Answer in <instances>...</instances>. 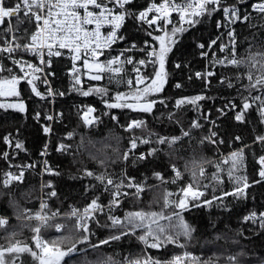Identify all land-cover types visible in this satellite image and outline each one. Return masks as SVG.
<instances>
[{
	"label": "trees",
	"instance_id": "trees-1",
	"mask_svg": "<svg viewBox=\"0 0 264 264\" xmlns=\"http://www.w3.org/2000/svg\"><path fill=\"white\" fill-rule=\"evenodd\" d=\"M253 0H235L242 13H246L248 5ZM13 3V0H8ZM151 0H134L131 3L132 9L144 8ZM224 6V5H222ZM248 22H238L234 25L237 33L238 59H247L250 54L264 52V19L261 14L249 13ZM222 15V11L213 13L211 16L201 17L200 22L194 27L187 23H171L167 27L170 33L172 27H184L187 29L183 33H178V41L172 46V51L166 60V71L168 72L167 83L163 91L152 93L137 101L134 93L137 87L143 89L151 81L145 79L143 84L130 87L125 83L122 73L113 74L105 72L101 80H92L87 76L89 70L81 72V83L74 85V77L68 75L66 70L69 66L68 60L63 56L52 58L49 69L55 75L51 78V83L55 88V93L64 95H53V102L50 96L41 86V78L33 79L27 75L25 79H20L16 85V90L20 93L18 97L0 95V104L8 105L13 102L26 105V111L20 112L14 108H0V217H5L8 224L0 226V246L9 247L17 241L21 246L27 244L33 251L39 252L35 247L32 237L35 233L32 228L38 226L36 220L26 219L29 215L40 212V203H47V208L43 213L47 215L53 210L60 214L49 221V227L41 229L43 240L51 242L58 238H64L61 247L66 249L75 242L81 235L75 230L76 218L71 217L73 208L83 210L90 201L99 197V202L104 205L102 212H96L94 218L88 221L90 227V240L85 244H77L78 251L65 257L62 264H129L130 261L145 258H152L167 264L175 256H180L183 251L189 252L191 256L182 259L181 264H264V228L260 223H249L243 220L244 215L252 211L264 210V181L258 175V158L264 155V144L256 140L257 136L264 135V116L260 113V102L256 101L246 114V121L241 123L234 119L232 112L221 115L219 109L229 102L237 105L238 109L242 105L243 97L261 96L264 98V89L244 88L249 81L245 78L237 80V75H242L248 70L247 64H242L239 68L234 66H224L210 63L209 66L214 76L209 77V82L195 77L194 73L203 71L205 59L200 57V52L204 49L198 47L199 44L208 45L213 40L217 29L216 24ZM23 18V16H21ZM13 27L17 29V21L12 20ZM4 25H0V35H2ZM27 29L26 33L24 30ZM32 31V24L25 22L19 25L18 39L26 40ZM148 32L152 35L149 36ZM154 32L150 27L139 21L127 18L121 32V36L126 41L141 43L144 40L154 38ZM226 51L224 58L229 56ZM11 57V58H10ZM13 60L20 61L19 64ZM0 63L5 71H0V92H7L12 86L6 81L13 76L19 78L24 76L27 64L34 65L32 57L24 50L0 56ZM181 67L177 68L176 65ZM7 69H11L8 71ZM158 64L149 69L145 76H154ZM259 73L253 70L254 78ZM191 77V79H189ZM227 78L234 87L229 88L227 83L221 80ZM33 79L37 89L46 94L45 99L35 96L31 91L28 80ZM176 84L181 87L177 88ZM90 88H106L107 94L92 92L88 96L81 94ZM79 89V90H76ZM124 93L126 99L121 103L136 105L147 101L155 100L156 104L152 112L146 113L132 108H109L107 104L116 103V94ZM203 95L206 98L198 101L197 105L185 104L181 108H176V101L184 97H194ZM162 101V102H161ZM107 102V103H106ZM90 106L95 109L93 114L98 119L89 126H85L82 120V110ZM52 112L55 120L51 124L52 131L47 138L42 126L45 117ZM40 113V119H36V114ZM169 114H173L169 119ZM115 117V119L113 118ZM215 119L217 125L213 130L222 143H217L218 147L226 155L218 159L215 146L204 140L208 135L209 121ZM133 120L143 121V127L132 130L127 129V125ZM179 123H176V121ZM198 121L200 128H192V122ZM187 131L189 136H182V132ZM72 133L71 136L68 134ZM7 136L11 143H7L4 137ZM160 137H181L174 144L157 143ZM236 137H240L239 140ZM135 138L137 148L129 153L128 160L123 159L125 152L130 149V141ZM48 139V140H47ZM147 140L149 143H140ZM204 140V143L201 141ZM16 142H22L23 149L15 147ZM48 145L46 161L50 167L58 171L60 175L53 176L43 173L41 176L42 158L39 155L45 143ZM64 144L66 150L58 151L57 146ZM157 149L154 156L146 160H137L141 153H148L151 149ZM243 149L244 160L233 170V177L230 179L228 171L231 168V156L234 151ZM7 152L5 159L3 153ZM212 161L211 164H204L205 178L200 181L201 191L205 196L201 198L211 200L213 196L221 197L220 200H213L211 206L202 205L180 210L175 207L182 193L180 189L191 182V168L193 161L202 163ZM103 161V163H101ZM227 161V163H225ZM34 165V167H26ZM172 165L182 173L180 179H176ZM217 165L220 166L217 169ZM92 171L96 175L111 176L117 183L123 174L134 177L135 182L143 187V191L137 196L135 189L125 186L120 189L122 193L128 195L120 196L119 205L109 206L112 199L111 193L116 189L109 186L105 191L104 185L94 177H85L84 170ZM24 172L22 182H13L5 186L2 181L4 173L12 172L19 174ZM159 172L164 177V182L157 179L153 173ZM213 173L220 176L221 181L212 179ZM246 176L251 185L246 190V196L238 198L236 196H224L225 192H232L237 187L236 177ZM176 182L173 183L172 181ZM51 181L57 192V196L50 197L49 188L43 187ZM254 181H260L254 183ZM44 193V194H43ZM172 193L168 197L169 204L165 207V194ZM42 197V198H41ZM131 211H144L146 213H160L164 217L171 219H159L158 223L169 230L170 234L176 237L177 243L164 244L160 248H151L138 239L143 235L145 228H136L128 235L122 236L120 240L111 241L106 245H97L100 240L111 235H119L121 231H128V227H112L109 216L119 217L122 221L126 213ZM174 212H179L180 217L188 223L194 231L191 237L177 235L180 232V217L174 216ZM145 221V225L150 223ZM60 223L64 228L56 231L54 225ZM126 223V222H125ZM153 229L156 224H152ZM15 233L13 236L12 234ZM153 241L149 238V244ZM183 247H180V245ZM15 257L16 264H39L29 253L6 254L5 260L10 264ZM229 257H236L235 261ZM197 258V259H193Z\"/></svg>",
	"mask_w": 264,
	"mask_h": 264
},
{
	"label": "snow or ice",
	"instance_id": "snow-or-ice-1",
	"mask_svg": "<svg viewBox=\"0 0 264 264\" xmlns=\"http://www.w3.org/2000/svg\"><path fill=\"white\" fill-rule=\"evenodd\" d=\"M242 3V0H239ZM131 3V0H13V3L9 4L8 0H0V25L11 24L12 18H15L17 21V30H19V25L24 24L25 22L32 23L35 26V31L31 32L29 35L30 43L21 45L19 43L14 46H2L0 47V52L12 53L15 49L23 48L25 51H31L34 54L38 55L42 65L51 66V57H59L62 55V51L67 49L71 52L73 67L72 73L74 76V89L76 85L81 83L80 76L77 73L80 72V69L76 67L75 62L82 59L83 56V65L90 72L95 71L96 74L91 75L90 79L92 80H101L103 78V73H113L120 74L123 71L121 65L124 63L133 64L134 60L131 57H127L126 60H122L121 57H124L125 52L131 51L136 47L135 44L131 48L125 49L120 52L118 56H115L111 59H108L104 62L100 61V57L104 54V50L111 48L117 40H123V36H119L118 32L124 25L127 18L131 17L135 21L141 23H146L149 27H161V31L164 32L161 36H155L154 40L159 42V49L148 45V41H145V44L152 48L151 51H148V61L152 64H158V69L155 70L154 76L151 78H146L140 74V68L134 67L133 71L137 73L135 83L137 85L143 84L145 79H150V83L140 89L137 87L136 92L134 93V99L137 101L141 99H146V97L152 93H159L163 91L164 85L167 83L168 72L166 71L165 65L168 54L172 51V46H174L178 41L176 36L178 33H183L187 29L184 27H172L171 32L169 33L166 30V26L171 24V16L173 12L179 14L181 24L187 23L189 26L194 27L197 23L200 22L201 17L211 16L213 13L222 11L224 14V20L227 23L217 22V27H228L227 32V43H219L222 37H217L212 40L207 47L212 49L213 46L219 47L221 52L229 51L230 55L226 56L224 59L217 58L214 63L224 65V66H234L239 68L242 64L248 65V70L242 75H237L236 79L241 80L246 77L249 81L247 85H244L246 90L248 89H264V52H255L250 51L247 59H238L236 56L237 52V33L234 28L230 25L235 24L236 22H248L250 20V14L242 13L240 8L236 5H223V0H182V2L177 3L176 0H161L160 3H156V0H151V3L147 8L138 13L130 12L126 6ZM252 8L261 14V18L264 19V0H258L257 3L252 4ZM151 14V16H150ZM23 16V18H21ZM105 26H110L111 31H108L106 34L102 33L101 29ZM264 26V25H262ZM6 32H11L12 28L9 27L5 30ZM26 33L27 29L24 30ZM148 35L151 36L152 33L148 32ZM15 39V37H13ZM6 45H9L10 42L6 41ZM200 49H204L206 45L199 44ZM143 51V49H141ZM45 51L48 59L45 58ZM215 56V53H212ZM201 55L207 57L208 52H201ZM11 58V57H10ZM14 63L19 64L20 61L13 60ZM145 59H140L135 61L136 64L145 66ZM27 67L32 68L34 72H43V68L35 67L32 64H27ZM177 68L181 67L180 64L176 65ZM11 71V69H7ZM253 70L259 74L253 75ZM0 71H5V69L0 66ZM27 73L22 77L13 76L11 80L6 81L12 87L7 92H0V95H8L18 97L20 93L16 90V85L19 83L20 79H25ZM55 75V73H51ZM195 77L201 80L207 81L208 77L215 75L214 72H195ZM33 79H38V77H33ZM33 79H29L27 82L30 84L31 91L35 96L40 97L42 100L46 98V94L40 92L36 85L33 83ZM191 79V77H189ZM45 84L48 83L47 78L43 81ZM227 83L229 88L234 87L233 83L224 78L221 80V83ZM133 80L129 79L127 84L131 87L133 85ZM176 87H181L180 84H176ZM79 90V89H76ZM106 88H90L88 91H82L81 94L84 96L90 95L92 92L98 94H107ZM64 95V93H55L51 88L47 90V96L53 95ZM206 97L203 95H197L194 97H184L176 101V108H181L185 104L197 105L198 101L204 100ZM116 103H109L107 106L109 108H123L128 107L133 110L150 113L153 110V107L156 104L155 100L147 101L145 103H138L136 105L121 103L120 101L126 99L124 93L118 92L116 94ZM256 101L260 102V113L261 116H264V98L261 96L251 97V102L249 97H243L242 105L239 110L236 112L234 119L238 122L246 121V114L248 110L252 107V104ZM162 102V101H161ZM107 103V102H106ZM232 108H236V105H231ZM0 108H14L20 112L26 111V105L21 101L17 104H0ZM95 109L89 107L87 112L84 114L85 122L87 124H92L95 117L88 119L89 114L93 113ZM223 112V110H221ZM40 113L36 114V119H40ZM173 114H169V119H172ZM115 119V117H113ZM47 121H52L54 117L48 115L45 117ZM264 122V121H262ZM176 123H179L177 120ZM144 122L139 120H133L127 125L128 130L135 128L143 127ZM192 128H200L201 124L198 121L192 122ZM44 133H51V126L43 127ZM69 136L72 133L68 134ZM190 133L187 131L182 132V136H189ZM217 136L216 132H211V135L205 137L204 140L209 141L210 143H217L214 137ZM181 139V137H160L157 141L159 144H174L176 141ZM237 140L240 137H236ZM5 142L11 143L7 136L4 137ZM204 140L201 143H204ZM256 140L264 144V135L256 137ZM223 141H220L222 143ZM140 143L147 144L149 141L141 140ZM15 147L17 149H23L24 145L22 142H16ZM137 148V141L133 138L130 141V149L128 152H125L123 155L124 160H128L129 153L132 150ZM47 145H45V152ZM58 151L66 150L64 144L59 145ZM157 152V149L153 148L148 153H141L136 157L137 160H146L150 156H154ZM244 150L240 149L234 151L230 154L231 156V168L228 171V176L231 179L233 177V170L237 168L238 165L242 164L244 160ZM44 154V153H42ZM3 157L7 159L8 153H3ZM45 163L44 171L50 175L58 176L60 173L53 170ZM103 163V161H101ZM212 161H203L202 163H197L193 161V166L190 170L191 172V182H189L185 187L180 189L182 196L175 203V207L180 210H185L189 208L190 203L192 207H200L202 205L211 206L213 200H220L221 197L213 196L211 200L204 199L201 201V198L205 196L204 191H201V187H207V185H201L200 181L205 178V167L204 164H211ZM227 163V161H225ZM258 164L260 170L258 175L261 181H264V155L259 156ZM26 167H34V165H28ZM217 169L220 168L219 165L216 166ZM173 171L175 173L176 179L182 177V173L179 169L172 165ZM4 179L2 183L5 186H8L15 182H22L24 179V172L20 171L19 174H14L12 172H6L3 174ZM83 175L85 177H94L95 180L99 181L101 185H104L105 191L109 190V186H113L116 190L111 193L112 199L109 202L111 205L120 204V196L128 195V193H122L120 189L125 186V181H127L126 186L128 188H134V195H139L144 189L140 184L135 182L134 177H129L127 174H123L122 178L119 179L117 183L111 176H105L103 174L96 175L92 171L84 170ZM153 175L159 179L161 182H164V177L161 173L155 172ZM212 179L218 183L222 182L219 175L213 173ZM237 182V187L234 188L232 192H225L224 196H236L242 198L246 196V190L251 186L248 183L246 176H238L235 178ZM173 183L176 181L173 180ZM260 181H254V183H259ZM50 189L48 195L50 197L57 196V192L54 188V185L51 181L47 185H42ZM172 193L165 194V207L168 206L169 200L168 197ZM100 198H93L90 203L83 209L81 212L79 209L73 208L70 216L76 218L75 230L78 233H81L80 237L66 249L61 247L64 238H58L51 242L45 241L42 239L40 233L42 228L49 227V221L54 219L59 213L53 212L51 216L43 213V209L47 208V203L42 201L40 208L41 212H37L34 216L29 215L26 217L28 220H36L39 222L38 226L32 228V231L35 235L32 239L35 241V247L39 249V252L33 251V249L24 244L21 246V243L17 241L15 244H11L9 247L0 246V264H8L5 260L6 254H21L29 253L34 260L38 261L39 264H62L65 257H70L72 253L78 251L77 244H85L90 240V227L88 221L94 218L96 212H102L104 205L99 202ZM174 216L180 217L179 212H174ZM259 216L260 226L264 228V212L257 214L252 212L250 215L245 216V221L255 222ZM159 219H171V217H164L160 213H146L144 211H131L126 213L124 220L122 221L119 217L109 216L112 227H128V231H121L119 235H111L106 239L100 240L97 245H92V247H99L100 245H106L111 241L120 240L122 236H126L129 232H133L136 228H145L143 235H140L138 239L148 245L151 248H160L164 244L177 243L175 236L170 234L169 230L164 226H161L158 223ZM150 220L151 222L145 225V221ZM126 222V223H125ZM8 224V220L5 217H0V226ZM152 224H156V228L153 229ZM54 227L57 231H60L64 228V225L55 224ZM180 232L177 235H183L185 237H191V233L194 229L186 223L182 217H180ZM13 236L15 233L12 234ZM149 238L152 239V243L149 244ZM180 247H183L181 244ZM191 256L190 253L185 252L184 257ZM197 259V258H193ZM230 260L235 261L236 257H229ZM182 258L180 256H175L172 261L167 262V264H181ZM10 264H16L15 257L11 260ZM66 264V262H65ZM129 264H161V261L154 260L150 257L143 259H137L135 261H130Z\"/></svg>",
	"mask_w": 264,
	"mask_h": 264
},
{
	"label": "built area",
	"instance_id": "built-area-1",
	"mask_svg": "<svg viewBox=\"0 0 264 264\" xmlns=\"http://www.w3.org/2000/svg\"><path fill=\"white\" fill-rule=\"evenodd\" d=\"M133 1H134V0H131V3H132ZM234 1H235V0H223V5H224V6H226V5H236V4H234ZM160 2H161V0H156V3H160ZM176 2H177V3H180V2H182V0H176ZM257 2H258V0H253L252 2H250V4L248 5V9H247V11H246L247 14H249V13L260 14L259 12H257L256 10H254V9L252 8V4L257 3ZM131 3H130L129 5H127L126 8H127L130 12H134V13H138V12H140V11H143V10H144L145 8H147V7L149 6V4H150V3H149V4H148L147 6H145L144 8L132 9V8H131ZM236 6H237V5H236ZM237 7H238V6H237ZM150 16H151V14H150ZM13 19H14V18H12V20H13ZM12 20H11V24H7V23H6V24H5V27L3 28L2 35H0V47H2V46H14V45L17 44V43H19V44H21V45H24V44H29V43L31 42L30 39H29V35H30L31 32H34V31H35V26H34V24L31 23V24H32V31L29 33V35H28V37L26 38V40L21 41V40L18 39V34H19L20 32H19V30L15 29V28L13 27ZM171 21H172V23H173V22H176V23L181 24V22H180V18H179V14H178L177 12H173V13H172ZM218 21H220V22H222V23H227V21L224 20V14H223V12H222V15H221V17H220V19H219ZM238 22H239V21H238ZM238 22H236V23H238ZM236 23H235V24H236ZM124 24H125V23H124ZM144 24L147 25L146 23H144ZM235 24L230 25V27L234 28V25H235ZM169 25H170V24H169ZM169 25L166 26V30H167V27H168ZM147 26H148V25H147ZM9 27L12 28V31H11V32H6L5 30H6L7 28H9ZM123 27H124V25L122 26V28H121V29L119 30V32H118V35H119V36H121V32H122V30H123ZM148 27H149V26H148ZM161 27H163V25H161L160 27L153 26V27H150V29H152L154 32H156V33L154 34L155 36H161V35L164 34V32L161 31ZM216 29H217V32H216V34H215L213 40L216 39L217 37H222V39H221L220 41H218V44H219V43H227V42H228L227 32H228L229 28H228V27L218 28V27H217V24H216ZM101 31H102V33L106 34L108 31H111V27H110V26H105V27H103V28L101 29ZM155 36H154V37H155ZM13 37H15V39H13ZM6 41L10 42V44H9V45H6V44H5ZM145 41H148V45H151L152 47H155L157 50L159 49V42L156 41V40H154V38L149 39V40H144V41L141 42V43H137V42H134V41H126L125 39H123V40H117V42H116L115 44H113V45L111 46V48H108V49H105V50H104V54L100 57V61H101V62H104V61H106V60H108V59H111V58H113V57H115V56H118V55L120 54L121 51H123V50H125V49H128V48H131V46H132L133 44H135V45H136L135 48H133V49H132L131 51H129V52H125L124 57H121L122 60H126L127 57H131V58L134 60V63H133V64H127V63H124L123 65H121V67L123 68L122 74H123V76H124L125 83L127 84V81H128L129 79H132L134 83H133V85H132L131 87H136V86H138V85L135 83V80H136V77H137V73L133 71V68H134V67H139V68H140V74H141L142 76H145V73H146L149 69H151V68H153V67H155V66L157 65V64H152V63H150V62H147L148 59H149L148 56H147V53H148V51H151L152 48L149 47L148 45H146V44H145ZM211 41H212V40H211ZM211 41H210V42H211ZM210 42H209V43H210ZM209 43H208V44H209ZM141 49H143V51H142ZM19 50H24V49H23V48L15 49L12 53H15V52H17V51H19ZM24 51H25V50H24ZM61 51H62V55H61V56H63L64 58H66V59L68 60V63H69V66H68L66 72H67L68 75L73 76V73H72L73 60H72V58H71L73 54H72L71 52H69L67 49H64V50H61ZM26 52H27V53L32 57V59L34 60V65H33V66L43 68V72H34L32 68H27V69L25 70V73H27L28 75H36V76L40 77V78H41V86L43 87V89H44V91H45L46 93H47V90H48L49 88H51V89L53 90V92H54L55 88L53 87V85H52V83H51V78L53 77V75H51V73H53L52 70L49 69V66H45V65H42V64H41V62H40V58H39L38 55L34 54V53L31 52V51H26ZM204 52H208L209 55H208L207 57H204V56L201 55V52H200V57H203V58L205 59V66H204L203 71H199V72H205V73L208 72V71H212L211 68H210V66H209L210 63H214V61H215L217 58H219V59H224V55H225V53H226V51H225V52H221L220 49H219V47H218V45H217V46H213L212 49H209V48L206 46V48L204 49ZM213 52L215 53V56H213V54H212ZM8 54H11V53L0 52V56H2V55H8ZM54 57H56V56L51 57V61H52V58H54ZM45 58L48 59V57H47V55H46V51H45ZM140 59H145V60H146L147 63H146L145 66H141V65H138V64L135 63V61H138V60H140ZM75 64H76V67L80 69V72L77 73V75H79V76H80V79H81V72H82L83 70L86 69V68L84 67V65H83V56H82V59L76 61ZM0 66H2L1 63H0ZM86 70H88V69H86ZM197 72H198V71H197ZM45 76H46L47 81H48L47 84H45V83L43 82L44 79H45ZM73 77H74V76H73ZM205 82H206V83L209 82V77L207 78V81H205ZM127 85H128V84H127ZM128 86H129V85H128ZM50 97H51V98H50V102H51V104H52V102H53V98H52V96H50ZM233 104L236 105L235 103H233V102L231 101V102H229L228 104H226V105L224 106V109H219L220 114L223 115V114H225L226 112H232V113H233V116L235 117L236 112H237L239 109H238V107H236V108H232L231 105H233ZM236 106H237V105H236ZM89 107H90V106L85 107V108L82 110V113H81L82 120H83L85 126H89V124H87V123L85 122V116H84V114L87 112V110H88ZM221 110H223V112H221ZM48 115H52V116H53L52 112H50L49 114H47V116H48ZM53 117H54V116H53ZM92 117H95V118H96V119L94 120V122L98 119V117H96L93 113L89 114L88 119H92ZM53 120H55V118H54ZM53 120H52V121H47V120L45 119V123L43 124L42 129H43L44 126H51ZM208 121H209V131H208V135H207V137L211 135V132H215V131L213 130V127H215V126L217 125V122L215 121V119H208ZM94 122H93V123H94ZM90 125H91V124H90ZM43 132H44V131H43ZM44 134H46V133H44ZM49 135H50V133L46 134L47 138L49 137ZM213 139H215V140L217 141L218 144L220 143V139H219L218 137H214ZM47 140H48V139H47ZM217 143H215V144L211 143V144H212L213 146H215V148H216V150H215L216 156H215V158L213 159V161H215V162H216L218 159L223 158V157L226 155L225 153L222 152V150L220 149V147H218ZM45 145H47V142L45 143ZM45 145H44V147H43V150H41L40 153H39V155H40L41 158H42V166H41V172H40V173H41V176H42L43 173H46V172L44 171V169H45V163H44V162L46 161V156H47V154H48V148L46 149V152H45ZM59 145H60V144H59ZM59 145L57 146V149H58ZM47 147H48V145H47ZM42 153H44V154H42ZM47 165L50 167V165H49L48 163H47ZM259 170H260V166H259V168H258V172H259ZM186 185H187V184H186ZM186 185H185V186H186ZM43 194H44V193H43ZM48 196H49V195H48ZM41 198H42V197H41ZM41 202H42V201H41ZM40 205H41V203H40ZM40 212H41V209H40ZM53 212H58V211H57V210H53L52 212H50L49 216H51ZM81 212H83V210H81ZM252 212H256L257 214H259V213H261V212H264V210H263V211H252ZM252 212H248L247 214L244 215V217L250 215ZM58 213H59V212H58ZM59 216H60V214H58L56 217H59ZM56 217H55V218H56ZM243 220H244V218H243ZM244 221H245V220H244ZM246 222H249V223H260L259 216H258V218H257V220H256L255 222H253V221H246ZM56 224H60V223H56ZM55 229H56V228H55ZM56 231H57V230H56ZM185 252H186V251H183V252L181 253V255H180V257H181L182 259L188 258V257H184V253H185ZM187 253H189V252H187Z\"/></svg>",
	"mask_w": 264,
	"mask_h": 264
},
{
	"label": "rangeland",
	"instance_id": "rangeland-1",
	"mask_svg": "<svg viewBox=\"0 0 264 264\" xmlns=\"http://www.w3.org/2000/svg\"><path fill=\"white\" fill-rule=\"evenodd\" d=\"M94 74H96V73H95V71L93 70V71H91V72H88V73H87V76L90 77L91 75H94ZM31 76L34 77L33 75H31ZM8 91H9V89H8ZM11 104H16V103L13 102V103H11Z\"/></svg>",
	"mask_w": 264,
	"mask_h": 264
}]
</instances>
